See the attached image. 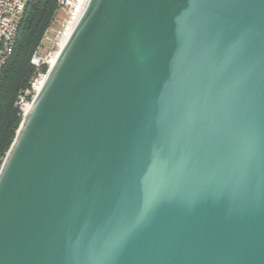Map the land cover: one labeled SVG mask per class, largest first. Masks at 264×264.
Wrapping results in <instances>:
<instances>
[{"label": "water", "instance_id": "1", "mask_svg": "<svg viewBox=\"0 0 264 264\" xmlns=\"http://www.w3.org/2000/svg\"><path fill=\"white\" fill-rule=\"evenodd\" d=\"M0 169V264H264V0H88Z\"/></svg>", "mask_w": 264, "mask_h": 264}, {"label": "trees", "instance_id": "2", "mask_svg": "<svg viewBox=\"0 0 264 264\" xmlns=\"http://www.w3.org/2000/svg\"><path fill=\"white\" fill-rule=\"evenodd\" d=\"M64 18L58 0L28 1L13 55L0 79V169L23 121L16 104L38 74L32 57L53 23L61 24Z\"/></svg>", "mask_w": 264, "mask_h": 264}, {"label": "built area", "instance_id": "3", "mask_svg": "<svg viewBox=\"0 0 264 264\" xmlns=\"http://www.w3.org/2000/svg\"><path fill=\"white\" fill-rule=\"evenodd\" d=\"M29 0H0V79L10 61L17 42L19 27ZM65 15L59 28L57 22L44 35V39L34 53L31 64L38 70L30 86L22 92L16 104L21 117L27 115L34 99L41 91L49 71L55 65L62 48L73 33L87 2L85 0H58Z\"/></svg>", "mask_w": 264, "mask_h": 264}, {"label": "rangeland", "instance_id": "4", "mask_svg": "<svg viewBox=\"0 0 264 264\" xmlns=\"http://www.w3.org/2000/svg\"><path fill=\"white\" fill-rule=\"evenodd\" d=\"M62 18H63V17H62ZM62 20H63V19H62ZM62 20L59 21V22H62ZM59 25H60V24H56V26L54 27V31L57 30V29L59 28Z\"/></svg>", "mask_w": 264, "mask_h": 264}, {"label": "bare ground", "instance_id": "5", "mask_svg": "<svg viewBox=\"0 0 264 264\" xmlns=\"http://www.w3.org/2000/svg\"><path fill=\"white\" fill-rule=\"evenodd\" d=\"M86 2H88V0H85Z\"/></svg>", "mask_w": 264, "mask_h": 264}]
</instances>
